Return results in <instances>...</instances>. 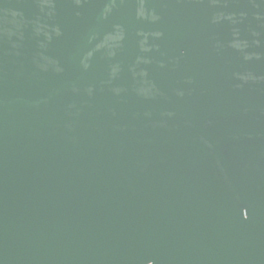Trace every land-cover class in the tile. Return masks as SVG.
<instances>
[{
	"label": "water",
	"instance_id": "water-1",
	"mask_svg": "<svg viewBox=\"0 0 264 264\" xmlns=\"http://www.w3.org/2000/svg\"><path fill=\"white\" fill-rule=\"evenodd\" d=\"M0 264H264V0H0Z\"/></svg>",
	"mask_w": 264,
	"mask_h": 264
}]
</instances>
